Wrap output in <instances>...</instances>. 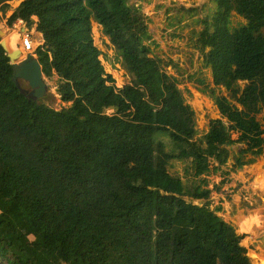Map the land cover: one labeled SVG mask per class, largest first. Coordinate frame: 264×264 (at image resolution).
<instances>
[{
    "label": "trees",
    "instance_id": "obj_1",
    "mask_svg": "<svg viewBox=\"0 0 264 264\" xmlns=\"http://www.w3.org/2000/svg\"><path fill=\"white\" fill-rule=\"evenodd\" d=\"M10 1L0 0L6 23L21 19L42 35L33 53L71 113L22 92L0 42V263L251 264L245 234L210 208L204 175L227 162L226 146L249 155H234L235 168L264 157V0H214L198 44L214 84L206 91L225 120L210 119L198 138L192 107L152 55L139 7ZM233 13L243 22L234 25ZM93 21L130 83L118 87L106 72ZM173 161H184L186 179L170 171ZM16 211L40 238L22 240Z\"/></svg>",
    "mask_w": 264,
    "mask_h": 264
},
{
    "label": "rangeland",
    "instance_id": "obj_2",
    "mask_svg": "<svg viewBox=\"0 0 264 264\" xmlns=\"http://www.w3.org/2000/svg\"><path fill=\"white\" fill-rule=\"evenodd\" d=\"M20 1L13 0L9 3L11 7H15ZM126 2L141 9L149 29L147 42L152 55L160 59L167 74L174 76L185 102L192 107L195 114V137L198 138L205 133L210 119L225 120L213 98L206 91L207 86L214 87V84L210 68L204 64L198 44L199 32L213 16L216 6L214 0H126ZM9 14L10 11L5 15L0 11V42L8 53L13 52L11 46L22 51L19 34L6 23ZM232 20L234 25L243 22L236 13H233ZM26 28L31 31L29 27ZM92 33L94 43L101 50L100 59L104 68L106 72L112 74L116 86L130 83L131 77L123 68L120 56L95 21L92 22ZM38 36L37 33L31 35L35 44ZM34 48L30 52H24L23 57L31 54V58L36 59ZM43 79L45 86L40 96L34 95L33 90L20 80L17 84L28 97L70 114L71 102L60 99L56 90V77L52 80L47 77ZM217 91L225 94L222 87ZM113 111L110 108L106 113L111 114ZM258 118L264 128V112ZM162 139L169 145L167 137L162 136ZM223 148L229 150L227 162L220 164L214 161L208 173L204 175L208 181V188L211 189L209 206L211 209L220 206L221 209L215 212L232 224L238 233L245 234L242 245L247 249L251 264H264V157H257L252 163L235 168L234 155L245 158L249 155L239 154L240 145ZM170 171L186 179L184 161H173ZM1 194L9 198L3 191ZM10 217L13 224L22 231L24 242L29 243L41 237L20 212L16 211ZM67 260L68 257H63L60 262L66 264ZM42 264L47 263L43 261Z\"/></svg>",
    "mask_w": 264,
    "mask_h": 264
},
{
    "label": "water",
    "instance_id": "obj_3",
    "mask_svg": "<svg viewBox=\"0 0 264 264\" xmlns=\"http://www.w3.org/2000/svg\"><path fill=\"white\" fill-rule=\"evenodd\" d=\"M14 79L21 78L28 82L34 95L40 96L44 89L43 78H45L42 67L37 59L31 58L29 55L22 62L20 67L13 73Z\"/></svg>",
    "mask_w": 264,
    "mask_h": 264
},
{
    "label": "built area",
    "instance_id": "obj_4",
    "mask_svg": "<svg viewBox=\"0 0 264 264\" xmlns=\"http://www.w3.org/2000/svg\"><path fill=\"white\" fill-rule=\"evenodd\" d=\"M11 26L19 34L21 46L25 52H30L33 47H36V44L40 45L42 43L41 40L35 44L34 38L31 35L37 32L34 30L29 31L21 19L16 20Z\"/></svg>",
    "mask_w": 264,
    "mask_h": 264
},
{
    "label": "bare ground",
    "instance_id": "obj_5",
    "mask_svg": "<svg viewBox=\"0 0 264 264\" xmlns=\"http://www.w3.org/2000/svg\"><path fill=\"white\" fill-rule=\"evenodd\" d=\"M39 36H38V40L39 41H41L42 39H41V35L40 34H38ZM18 37H19V35H18ZM37 40V42H39ZM11 50L13 51L12 53H10V51H9V58H10V61H11V63H12V65H13V69H14V71L15 70H17L19 67H20V65L22 64V62L27 58V56L29 55L30 57H31V54H27L26 56H24L23 57V53L25 52V51H20L19 49H15V47L13 46H11ZM16 80V82H18V80H20L21 82H23V84L25 85V86H27V87H29L30 88V86H29V84H28V82L26 81V80H24V79H21V78H16L15 79ZM44 80V79H43ZM3 193L6 195V196H9V193L7 192V191H3ZM246 232H248L247 230H246Z\"/></svg>",
    "mask_w": 264,
    "mask_h": 264
},
{
    "label": "crops",
    "instance_id": "obj_6",
    "mask_svg": "<svg viewBox=\"0 0 264 264\" xmlns=\"http://www.w3.org/2000/svg\"><path fill=\"white\" fill-rule=\"evenodd\" d=\"M37 34H40V33L37 32ZM41 39H42V38H41Z\"/></svg>",
    "mask_w": 264,
    "mask_h": 264
},
{
    "label": "clouds",
    "instance_id": "obj_7",
    "mask_svg": "<svg viewBox=\"0 0 264 264\" xmlns=\"http://www.w3.org/2000/svg\"><path fill=\"white\" fill-rule=\"evenodd\" d=\"M41 35V34H40Z\"/></svg>",
    "mask_w": 264,
    "mask_h": 264
}]
</instances>
